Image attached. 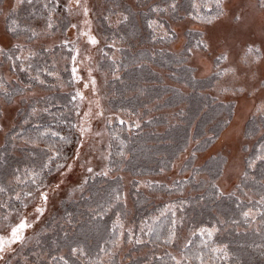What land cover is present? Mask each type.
<instances>
[{
    "label": "trees",
    "instance_id": "1",
    "mask_svg": "<svg viewBox=\"0 0 264 264\" xmlns=\"http://www.w3.org/2000/svg\"><path fill=\"white\" fill-rule=\"evenodd\" d=\"M141 1L146 9L136 10L121 0H106L99 17L105 38L121 42L117 58L112 57L114 46L110 43L104 46L101 60L104 69L117 75L109 80L110 104L115 111L142 119L139 127L127 120H114L109 125V164L118 174L89 179L76 198L63 201L58 210L46 217L33 242L17 258L6 259L2 264H63L59 260L61 255L70 264H120L121 254L126 259L123 264H176L173 256L181 264H200L196 256L201 253L206 264H264V205L258 203L264 195V162L256 161L254 167H248L250 159L264 155V114L252 115L246 123V137H254L245 157L247 176L243 175L235 195L219 194L213 184L217 185L225 157L210 156L203 164L195 165V156L213 144L233 114V101H219L208 92L221 71L197 77L194 68L185 63L190 54L188 48L205 47L200 43V30L185 32L186 42L180 52L155 47L174 40L175 32L169 30L170 19L192 17L208 23L210 18L215 17L212 22L219 17L215 0H177L175 11L155 13L150 10L153 5L164 8L169 0ZM120 13L128 14L129 20L122 21ZM49 14L51 28L47 27ZM148 20L159 21L165 29L149 28ZM5 24L11 36L31 41L46 30L65 31L68 19L60 0H23L9 11ZM0 49L7 50V55H0V65L8 63L17 76L8 81L0 75V98L9 101L35 87L46 91L20 109L16 124L0 145V186L6 189L0 193V209L5 214L22 208L25 194L34 192L73 156L79 135L74 92L61 89L73 81L66 46L33 48L26 53L23 46ZM30 51L35 55H29ZM8 55L13 59L9 60ZM221 60L217 58L216 64ZM152 64L167 68L169 76L189 91L164 83V76ZM191 140L195 141V153L181 167L182 172L190 173L171 183L150 184L151 190L158 193L153 196L138 189L139 181L133 179L132 204L128 206L121 172L142 176L168 171ZM46 163L48 167H43ZM33 172L38 175L33 176ZM16 193H20L19 200ZM248 210L255 220L242 215ZM201 227H215L216 231L211 238L206 233L201 236ZM172 230L175 236L169 242ZM130 239L132 245L125 249ZM219 245L227 246L228 258L211 251ZM77 246L84 249V255H71L70 249Z\"/></svg>",
    "mask_w": 264,
    "mask_h": 264
},
{
    "label": "rangeland",
    "instance_id": "2",
    "mask_svg": "<svg viewBox=\"0 0 264 264\" xmlns=\"http://www.w3.org/2000/svg\"><path fill=\"white\" fill-rule=\"evenodd\" d=\"M60 1L65 6L68 19L66 30L55 33L46 30L31 41H26L23 37H13L6 29L5 18L11 9L18 7L17 0H4L0 4L1 47L7 48L20 44L23 46V52L26 53L33 48L65 45L70 51L68 62L73 81L70 85H63L61 89L72 90L76 97L75 119L79 135L75 148V150L79 149V158L73 159L74 152L73 156L63 164L66 166L67 163H71L73 165L71 171H66V167L57 168L39 184L32 192V196L24 198L23 205L27 204L26 208L23 206L7 211L5 214L0 209V235H9L11 226L21 217H25L27 223L31 225L24 230V241L14 243L11 246L14 251L4 253L5 259L0 261V264L6 262V259L17 258L21 250L33 242L46 217L58 210L63 201L76 198L84 190L89 179L98 176V173L102 171H107V176L118 174L111 170L109 164L110 123L114 120H127L133 124L142 122L140 116L115 111L110 104L112 94L109 89V80L117 75L104 69L101 60L104 57V46L110 43L114 46L112 57L117 58V48L121 42L108 41L103 35L99 17L103 14L106 0H81V4H86L90 10L87 17L75 6V0H71L73 4L71 8L68 7L69 0ZM121 1L136 10L146 9V5L141 0ZM157 1L160 0H153V2ZM223 12L224 15L208 23L192 17L168 19L169 30L174 31L176 36L173 41L155 44V47L180 52L186 42L185 32L187 30L196 29L202 32V38L208 47L192 48L193 51L190 52L185 63L194 68V74L197 77H204L220 70L221 76L213 87L208 89V92L219 101H233L234 109L231 119L213 144L206 150L196 153L195 165L203 164L210 156L223 155L225 163L221 175L216 179V184L222 193L227 194L235 192L240 183L245 171L247 149L254 140V137L248 138L245 135L246 123L252 115L264 114V7L261 6V0H224ZM85 19L90 21V25L84 24ZM73 24L77 27H71ZM83 31H90L99 42L95 45L89 43L87 36L81 34ZM249 46L260 49L259 54L248 52ZM221 53H224L227 59L221 58ZM217 58L222 59L218 64H216ZM63 61L66 62L65 59ZM152 67L164 76V83L180 86L183 90L189 91L186 85L179 84L169 76L170 71L167 68L155 65ZM73 68L76 69L79 79L73 75ZM0 75H4L8 81L17 78L8 63L0 65ZM92 78H95L94 87L91 82ZM77 93H83L84 98L82 99ZM45 94L44 89L35 87L23 91V94L9 101L0 98V145L4 142L5 135L16 124L20 109L28 107L31 98L42 97ZM153 112L159 113L160 111ZM81 128L85 129L83 135H81ZM194 145L195 141L191 140L185 151L174 160L172 167L163 173L135 176L129 172H121L125 184L126 204L128 206L132 204L130 185L133 179H138V189L153 196L158 193L151 190L150 184L154 182L171 183L174 179L187 176L190 170L182 172L181 167L195 153ZM89 167L93 169L92 173L87 171ZM85 178L86 182L82 183ZM41 191L46 192L48 201L44 205L45 211L38 214L34 209L42 203L39 197ZM37 215L40 216L39 219H36ZM130 241L131 239L128 241L129 245H125V249H130L132 245ZM176 255L179 256L177 252ZM123 256V254L119 256L122 261L120 264L126 260Z\"/></svg>",
    "mask_w": 264,
    "mask_h": 264
},
{
    "label": "snow or ice",
    "instance_id": "3",
    "mask_svg": "<svg viewBox=\"0 0 264 264\" xmlns=\"http://www.w3.org/2000/svg\"><path fill=\"white\" fill-rule=\"evenodd\" d=\"M28 2L31 3V0H28ZM57 2L59 3V0H57ZM20 3H23V0H17V4H20ZM215 4H216L217 9L219 10L218 11V15H224L223 5L221 3V0H215ZM75 6L77 8H79L83 12V15L85 17L88 16V13H89L90 10H89V8L87 7L86 4H83V5L81 4V0H75ZM177 6H178L177 5V0H169V2L165 5L164 8H160L159 5H153L150 10L152 12H154V13L155 12L166 11L167 9H171V10L175 11ZM205 6L207 7L208 5H205ZM261 6L264 7V0H261ZM44 7L47 8L48 5L45 4ZM68 7L69 8L73 7V4H72L71 0H69ZM193 7H198V5L193 4ZM189 15H191V13H189ZM120 16L122 17V21H124V22H127L129 20V15L128 14L120 13ZM214 18L215 17L210 18L208 22H211V19H214ZM48 19H49V23H48L47 27L51 28L52 27L51 14H49V18ZM106 19H107V17H106ZM237 19H239V17H237ZM120 22H121V20H117V23H120ZM147 23H148V27L149 28L165 29V25L160 23L159 21L148 20ZM12 24L16 25L17 21L13 20ZM84 24L85 25H90V21L85 19L84 20ZM71 27L76 28L77 26L75 24H73V25H71ZM10 30H14V29H10ZM36 34L37 33L35 31L32 32L33 36H35ZM81 34L87 36L88 42L93 44V45H95V44H97L99 42L97 40L96 36L92 35L90 33V31H83ZM166 34H167V32H166ZM155 38L156 37L153 36V39H155ZM65 43H68V42L65 41ZM200 43L204 44L205 47H208V45L203 40H201ZM13 47L14 48H22V46L20 44H15V45H13ZM76 51L78 53V49ZM187 51L188 52H192L193 49L192 48H188ZM248 52H255V53L259 54L260 49L254 48L253 46H249ZM0 55H7V50L0 49ZM29 55H35V53L30 51ZM20 58L21 57L16 56V59H20ZM221 58L227 59V57H226V55L224 53H221ZM257 58H259V56H257ZM8 59L12 60L13 57L11 55H8ZM73 60H75V56H73ZM72 72H73V75L75 76V78L79 79V76L76 75V69L75 68L72 69ZM89 73H91V69H89ZM50 75H51V73H50ZM36 79H39V77L37 76ZM91 82H92V85L94 87L95 86V78H92ZM85 86H87V85H85ZM77 95H79L82 99L84 98L83 97V93H77ZM73 99H76V97L74 96ZM32 111L35 112L36 109L33 108ZM44 111H47V109H44ZM121 123H124V121H121ZM133 126L134 127H139V124H134ZM84 132H85V129L81 128V135H83ZM53 135H59V134L58 133H53ZM61 138L63 139V137H61ZM120 154L123 155V151L122 150H121ZM56 155H59V153H56ZM78 158H79V149L77 148L75 150V154L73 156V159H78ZM256 161L264 162V155H257L255 159H250L249 163H248V167L249 168L254 167L255 164H256ZM43 167H48L47 163ZM59 167H66V171H71L73 165L71 163H67L66 166L65 165H59ZM87 171L89 173H92L93 169L91 167H89L87 169ZM98 174L107 176L108 172L107 171H102L101 173H98ZM32 175L36 176L38 174L33 172ZM243 175L247 176V172H245ZM17 179H19V177H17ZM84 182H86V178H85L84 181H82V183H84ZM33 183H35V181H33ZM57 187H58V185H57ZM78 187H79V185H78ZM213 187L217 188L218 193L223 195V193L219 191L217 185L213 184ZM5 191H6V189L4 187L0 186V193L5 192ZM25 195L26 196H32L33 193L32 192H27ZM232 195H235V193L233 192ZM39 197H40L42 203H41V205H37L35 207L34 211L36 213H38V214H42L45 211L44 205H46V203L48 201V196H47L46 192L41 191V192H39ZM16 198L18 200L20 199V193H16ZM117 198H119V197H117ZM258 203L264 205V195L261 196L260 201ZM23 206L26 208L27 204H24ZM5 207H7V205H5ZM173 215H175V213H173ZM242 215L244 217H251L252 220L256 219L255 215L252 213L251 210L243 212ZM39 218H40V216L37 215L36 219H39ZM69 223H71V220H69ZM172 223H173V227H174L175 223H176L175 220H173ZM221 223H223V221H221ZM233 223H235V221H233ZM30 226L31 225L29 223H27L26 218L25 217H21L17 223H15L14 225L11 226L9 235H0V261L5 259L4 253L9 252V251H14V249L11 247L14 243L23 242L24 241V239H25L24 230L26 228H29ZM113 227H115V224L113 225ZM149 231H151V229H149ZM198 231L200 232L201 236H203L206 233L207 236L209 238H211L212 235H213V232L216 231V229H215V227H213L211 229L205 228V227H201V228L198 229ZM174 236H175V231L174 230L170 231L169 232V237H168L169 242L171 241V239ZM117 242L118 241H114L113 243H117ZM137 242H140V241L137 240ZM188 243H191V241H188ZM201 243H204V241H201ZM185 247H187V245H185ZM101 251H103V249H101ZM211 251L213 253H222L223 254L222 258H224V259L228 258V256H229V253L227 251V246L226 245L213 246L211 248ZM70 252H71V255H73V256H76L77 253H79L80 255H84V249L82 247H80V246L72 247L70 249ZM53 259H56V258L53 257ZM172 259L174 261H176V264H181V261L180 260H176L175 256H173ZM184 259H187V257H184ZM196 259L200 261V264H206V262L203 259V253H201L200 255H197ZM59 260L62 261L63 264H70V262L67 259H65V257L63 255H61L59 257Z\"/></svg>",
    "mask_w": 264,
    "mask_h": 264
}]
</instances>
